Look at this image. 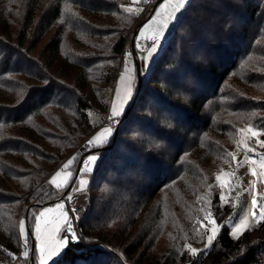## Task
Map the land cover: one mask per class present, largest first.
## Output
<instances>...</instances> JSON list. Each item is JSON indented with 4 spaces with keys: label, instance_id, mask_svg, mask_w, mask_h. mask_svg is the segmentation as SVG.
Returning <instances> with one entry per match:
<instances>
[{
    "label": "trees",
    "instance_id": "16d2710c",
    "mask_svg": "<svg viewBox=\"0 0 264 264\" xmlns=\"http://www.w3.org/2000/svg\"><path fill=\"white\" fill-rule=\"evenodd\" d=\"M131 2L0 0V264L20 251L26 206L57 198L44 180L99 126L89 112L102 121L109 112L126 46L157 0L138 15L120 7ZM172 31L117 127L116 143L127 138L94 171L92 210L62 264H112L116 245L135 264H264V221L234 238L224 220L231 207L221 206L214 183L236 130L264 128V0H192ZM100 179L106 187L95 195ZM201 209L223 227L192 256L183 246ZM144 214L180 226L172 232L180 246L149 249L153 230L135 229Z\"/></svg>",
    "mask_w": 264,
    "mask_h": 264
},
{
    "label": "snow or ice",
    "instance_id": "6c2138e0",
    "mask_svg": "<svg viewBox=\"0 0 264 264\" xmlns=\"http://www.w3.org/2000/svg\"><path fill=\"white\" fill-rule=\"evenodd\" d=\"M132 3L139 5L140 0H132ZM190 3L191 0H163L155 14L139 29L138 34L142 42L135 45V48L139 50V54L134 57L132 51L127 53L128 57L139 60V69H136L132 61L125 62L123 74L119 77V87L115 89V101L111 104L110 114L107 117L108 123L87 140L86 144L90 148L86 157L81 159L80 153L72 156L56 171L51 179V184L57 190L68 189L65 196L66 201H73L75 194L87 193L90 177L94 171L103 166L108 156L106 146L114 142L117 126L121 124L122 118L126 117V109L129 108L130 102H134L136 72L139 71L148 76L152 75L153 68L157 64L158 54L163 51L162 45L166 42V34H170V28H175L181 22ZM120 7L130 14L138 15L143 11L138 6L125 7L120 5ZM129 64H132V66L129 67ZM252 115L255 116L256 114L253 113ZM168 127L171 128L173 125L169 123ZM236 131L238 134L236 140L238 149H243L246 153L255 152L256 148L248 143L253 138L255 144L264 148V140L260 139L261 136H264V128H257L252 124H248ZM153 147L160 148L161 145L153 142ZM226 155L232 160L236 158L235 153L232 152ZM258 156V159H254L246 155L244 160V163L251 164L250 173L254 177L248 189L252 193L251 207L243 211L238 222L232 220L228 222L232 224L231 235L237 239L250 227V221L255 220L257 223L264 221V205H258V193L255 191L257 178H264V153H258ZM74 163L78 165L75 179L72 178V171H65ZM230 175L228 172H224L223 175H216L215 179L222 189L228 188ZM69 185L74 186L69 187ZM210 187L211 185H209ZM220 200L221 202H228L223 192L220 195ZM257 208H259L258 215ZM201 211L204 212V219L198 221V223L205 229V248H209L213 245V241L223 225L217 223L210 210L201 209ZM79 218L75 206L69 205L66 209L65 202L61 201L56 203L54 207H48L40 211L38 215L33 213L30 226L26 227L25 221L22 219L19 222V233L23 237L22 264H50V262L51 264H62L64 256L61 253L70 246L71 241L79 239L73 226V221ZM33 234L36 247L30 249L28 240ZM204 234H201V239H203ZM183 247L192 256H196L201 251L193 247L191 243H186ZM9 255L16 259L15 254L9 253Z\"/></svg>",
    "mask_w": 264,
    "mask_h": 264
},
{
    "label": "rangeland",
    "instance_id": "374dc122",
    "mask_svg": "<svg viewBox=\"0 0 264 264\" xmlns=\"http://www.w3.org/2000/svg\"><path fill=\"white\" fill-rule=\"evenodd\" d=\"M155 1L154 0H151V1L150 0H140L139 5H134L131 2L130 4L125 5V7H128V6L136 7V6H138V7L142 8L144 10L145 6H147V5L151 4V3H154ZM155 12H154V14H155ZM149 18L146 20V22L149 20ZM142 26H143V24H142ZM139 29H138L137 35H136V37L134 39L135 43H137V42H139V40H141V38L139 37V34H138L139 33ZM172 30H174V28L170 29V34H168V35L166 34L167 35L166 42L163 43V45H162L163 51H161L158 54V58L162 55V53L164 51H166V46H167L168 41L170 39V36H171V34L173 32ZM130 51H132L131 50V46H128L126 51H125L124 61H123L122 66L120 67V69L118 71V75H117V79L115 81V85H114V87L112 88V90L109 93V96H110V98H109V112L107 111L105 113L104 121H102L103 119L100 118L99 116H97L94 112H92V111L89 112L91 121L93 123H95V124L99 123V126L96 128V130L91 135H93L96 131H99L100 128L104 127L108 123V121H106L107 120V114L110 113L111 104L115 101V89L117 87H119V77H120L121 74H123L125 62L132 61V64L135 65L136 69H139V64H140L139 60H136V59H133V57H128L127 56V53L130 52ZM138 53H139V50H138ZM132 64H129V67H131ZM165 69L166 68H162L160 70L161 74H162V72ZM145 75H146L145 73H142V72H139V71L136 72V86H135L136 90H135V93H134V99L138 95V90H139L140 83L143 81ZM151 89H152V91L154 89L156 90L157 89L156 85L151 86ZM152 98L153 97H150V99H152ZM131 103L132 102H130V105H131ZM130 105H129V108H130ZM129 108L126 109V113L128 112ZM248 124H252V123H244L243 125L240 126V128L245 127ZM252 125H254V124H252ZM254 126H256V125H254ZM256 127L260 128L258 126H256ZM116 138L117 137L114 138V142H111V143H109V145L106 146L107 148H109L110 151L116 152V151L120 150V148L118 150H117V148L119 147V145H121V141H124L127 138V136L122 137V138L119 137V140L117 141V143H116ZM260 139L264 140V137L261 136ZM248 143L251 146H254L256 148L255 152L246 153L243 149H238L237 146H236V143H235L233 148H232V150H231L232 153H235V156H236L235 160L231 159V161L229 163L223 165L216 172V175L217 174L223 175L224 172H228V173L231 174L230 175V184H229L227 189H222L219 186V184L216 181V179H215V182H214L215 183V188H216V190H217V192L219 194V197H220L221 193L223 192L225 197H226V199H227V201H228V202H221V200H220L221 206H225V205L229 204L230 207H231V211L227 212L224 215V220L226 221V225L229 226L230 231L232 229V224H230L228 222L230 220H232L233 222H238V219L243 214V211H246L247 208L251 207V203L250 202H251L252 193H250L248 191V189L250 187V182L254 179V177L250 173L251 164L250 163H244L245 156L248 155V156H250V157H252L254 159H258L259 158L258 153H264V148L260 147L258 144H255L254 138H253V140L248 141ZM74 155H75V153L71 154V156L66 158V160L63 163L65 164L66 161L69 158H71L72 156H74ZM123 161L124 160H122V162ZM122 162H120V163H122ZM223 163H226V162H223ZM77 168H78V165L74 163V165L70 166V168L66 169L65 171H72L73 172V177L72 178H74V176H76L75 172H76ZM59 169L54 170L51 173V175L48 177L50 179L49 180V184L53 188H55V186L51 184V179L55 175L56 171L59 170ZM106 177L107 178L109 177L108 179H112L113 173L110 172L109 174L106 175ZM92 178H94V172H93L92 176L90 177V181L92 180ZM102 180L103 179H100L98 182H95V184H98V186L95 187L94 190H92L93 193L95 192V195L98 194V192L101 193L103 191V189L106 187V185L104 186V184H101ZM69 187H71V185H69ZM48 190H51V189H48ZM64 190H67V189H64ZM255 191H256V193H258V205H264V201L262 200L263 197H264V178H257V185H256ZM47 199H51V198L50 197H46L45 200H47ZM61 201L64 202V200L56 198L55 200H52L51 202L45 203V204H43L41 206H37V207H34V208H32L33 207L32 204L31 205H27L26 209H30V211H31L29 219H27V217L25 215H22L20 217V219H19V222L23 219L25 221L26 227L30 226L32 224V220H33V213H36L38 215L40 211H43L45 208H48V207H54L56 203L61 202ZM65 205H66V203H65ZM66 209H67V205H66ZM158 209H160V208L155 207L156 211ZM209 210L212 212L213 217L216 219L217 223L219 224V222L217 220V217L214 214V212L212 211V209H209ZM256 211H257V215H258L259 214V208H257ZM150 213H152V212L150 211ZM146 214H144V216L143 215L139 216V220H138V223L135 225V229H136V232H137V236H139V231L142 232L143 230H147V228L145 227V224H148V228L153 230V232H151L149 234L148 239H147L148 243L150 245L149 249L155 248L153 250V252H157V251H162L165 248H169L170 250H172L173 248H175L177 246H180L179 243H174V235H173L172 232H175L174 228L176 226H174L171 223L172 222L171 220L167 221L165 218H160L161 215H158V216H155V217L153 216V218L151 220H147L146 219L147 216H145ZM259 223H257L255 220L250 221V227L247 230L258 226ZM137 225H139V227ZM179 227L180 226H177L176 229H178ZM247 230H245L244 232H246ZM192 232H194V230H192ZM244 232H243V234H244ZM204 233H205L204 227L201 224H199V227L195 230L193 236L190 238V241H191V244L193 245V247H195L197 249H200L201 251L202 250H209L212 247L211 246L209 248H205L206 241L201 243V241L203 240V239H201V234H204ZM219 233H218V235H219ZM204 237H205V234L203 235V238ZM20 238H21V240L23 242V237H22L21 234H20ZM214 241H213V243H214ZM28 244H29V248L30 247L32 248V246L36 247L34 234L30 236V238L28 240ZM19 245H20V249H21V242L19 243ZM111 250L119 256V259L115 258L112 264H127L120 257V254L124 255L122 253L121 246L116 245ZM62 253H61V255H62ZM18 254L16 255V259L17 260H15V259L10 260L12 264H22V260H21L22 257H21V259H18L17 258ZM53 259H56V258H53ZM5 260H7V259H5ZM127 260H129V259H127ZM129 261L135 263L134 260H129ZM50 264H51V262H50ZM143 264H147V262H144Z\"/></svg>",
    "mask_w": 264,
    "mask_h": 264
},
{
    "label": "built area",
    "instance_id": "2783aa9c",
    "mask_svg": "<svg viewBox=\"0 0 264 264\" xmlns=\"http://www.w3.org/2000/svg\"><path fill=\"white\" fill-rule=\"evenodd\" d=\"M151 1V0H150ZM155 1V0H154ZM139 42H142L141 40H139ZM138 43V42H137ZM136 45V43H135ZM125 55V53H124ZM124 57V56H123ZM110 113L107 114V117ZM107 121V120H106ZM119 127V125L117 126ZM87 140H85L81 145H79V147L77 148V151L81 154V155H84L86 154L88 151H89V148L90 146H87L86 144ZM62 165H60L57 169L61 168ZM44 182L46 183V185L48 186V189H51V190H48L45 192L46 194L50 191H54L57 195V198L58 199H61V200H64V202L66 203L67 207L69 205H72V206H75L76 209H77V213L79 214V219L77 220H74L73 221V226L74 228L76 229V233H77V236L79 237V239L82 238L81 236V232H80V226L81 224L83 223V221L86 219V217L89 215V213L91 212L92 210V207H93V203H92V199H91V196H90V192L87 191L86 194H75L74 195V199L73 201H66L65 199V196L66 194L68 193V190H56L55 188H53L52 186H50L49 182H48V178H46L44 180ZM264 201V197L262 199ZM78 239V240H79ZM73 241H76V240H73ZM22 244H21V249H20V252H18V256L17 258L20 259L21 258V253H22ZM120 257L125 261V263L127 264H135L129 260L126 259V257L122 254H120ZM17 260V259H15ZM3 264H12L10 260H4L2 262Z\"/></svg>",
    "mask_w": 264,
    "mask_h": 264
},
{
    "label": "crops",
    "instance_id": "0c3cea01",
    "mask_svg": "<svg viewBox=\"0 0 264 264\" xmlns=\"http://www.w3.org/2000/svg\"><path fill=\"white\" fill-rule=\"evenodd\" d=\"M162 2H163V0H158V1H157V3H156V5H155V8H154V11H153L152 15L154 14L155 11L158 10L159 5H160ZM156 9H157V10H156ZM152 15H151V16H152ZM151 16H150V17H151ZM145 22H146V20H145L142 24H144ZM142 24L140 25V27L142 26ZM140 27H139V28H140ZM170 29H173V28H170ZM137 32H138V31H137ZM136 35H137V34H136ZM167 35H168V34H167ZM167 35H166V37H167ZM135 37H136V36H135ZM135 37L133 38V40H132L131 43L127 44L126 49H127L128 46H131V50H132V52L134 53V57H137L138 54H139V53H138V49L135 48V43H133ZM136 60H138V59H136ZM77 153H79V152L76 151V152H75V155H76ZM63 164H64V163H62V166H63ZM62 166H61V167H62ZM76 170H77V169H76ZM75 173H76V172H75ZM75 173H74V174H75ZM74 177L76 178V176H74ZM49 180H50V179L48 178V182H49ZM21 244H22V240H21Z\"/></svg>",
    "mask_w": 264,
    "mask_h": 264
},
{
    "label": "water",
    "instance_id": "95a60500",
    "mask_svg": "<svg viewBox=\"0 0 264 264\" xmlns=\"http://www.w3.org/2000/svg\"><path fill=\"white\" fill-rule=\"evenodd\" d=\"M133 43H135V42L133 41Z\"/></svg>",
    "mask_w": 264,
    "mask_h": 264
}]
</instances>
